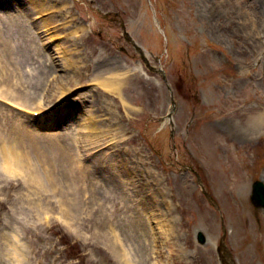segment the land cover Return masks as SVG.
I'll return each mask as SVG.
<instances>
[{
  "label": "rangeland",
  "instance_id": "rangeland-1",
  "mask_svg": "<svg viewBox=\"0 0 264 264\" xmlns=\"http://www.w3.org/2000/svg\"><path fill=\"white\" fill-rule=\"evenodd\" d=\"M12 1L0 0V27L16 44L13 58L23 78L15 76L13 83L22 84L28 69L31 94L42 97L45 115L57 113L60 86L66 85L70 104L80 101L101 116L98 133L82 129L79 111L57 116L54 128L45 116L32 118L39 128L50 126L46 133L69 135L62 140L71 151L68 160L80 171L87 165L80 178L87 190L94 188L91 201L98 204L79 215L81 229L72 231L65 215L37 213L18 200L25 184L10 188L12 196H0V264L16 263L10 242L15 233L22 264H127L126 252L129 264H224L223 235L234 264H264V209L250 201L252 183H264V123L248 126L251 115L264 114V0H51L61 7L53 22L70 23L67 35L48 41L44 30L29 26L39 19L13 8ZM120 20L165 80L124 39ZM64 39L73 45L69 54L81 69L77 74L59 68L60 58L50 51ZM108 62L113 69L143 68L121 87L125 105L91 80ZM38 72L44 86L36 96ZM0 78L7 80L5 73ZM79 89L85 92L80 97ZM25 91L15 87L13 93L28 99ZM0 106L14 115L10 120L28 117L1 101ZM55 178L62 180L57 173ZM123 179L129 186L118 184ZM154 200L168 224L162 232L147 215ZM110 227L123 246L114 252Z\"/></svg>",
  "mask_w": 264,
  "mask_h": 264
},
{
  "label": "bare ground",
  "instance_id": "bare-ground-1",
  "mask_svg": "<svg viewBox=\"0 0 264 264\" xmlns=\"http://www.w3.org/2000/svg\"><path fill=\"white\" fill-rule=\"evenodd\" d=\"M11 4L13 5V8H16L17 10L28 9L27 11H30V13L32 12L30 15H33L35 20L39 19L36 23L31 21L29 26L32 28L34 27L37 30H44V34L46 35L44 41H48V39L64 34L65 28L70 23L68 21L65 23L53 22L55 18L53 15L55 9H60L61 7H56L54 4L52 5L51 0H23L19 3H16V0H13ZM249 19L254 21L250 16ZM76 32L77 29H73L69 33L74 36ZM65 34L67 35V33ZM81 39L82 37H80V40ZM72 46V44H66V39L62 41L59 40L52 46L50 51L54 52L57 57L60 58L59 60L60 63H62V66L59 68H63L65 71L72 70L74 74H77L81 69L76 63V59L72 57V54H69V52L72 51ZM15 47L16 44L14 40L7 36L4 30L0 27V77L3 73H5L7 77V80L5 81L0 78V99L21 106L23 108V110L21 109L22 113L24 110L35 111L34 109H37L42 105V97H34L31 94L30 85H28L27 81L29 78L27 77L28 73H25V78L22 81V84L13 83V78L15 76L21 77V79L23 78L22 72H20L19 62L13 58ZM40 51L43 53L46 52L41 48ZM32 64L39 65L38 62ZM105 65L101 71L93 75L91 80L93 84L101 88L103 92H110L119 97L121 104L125 105L126 102L121 96V87L130 74H132V71H143V68L138 67V69H129L124 67L113 69L109 68V62ZM83 69L84 72L86 68L84 67ZM25 71L28 72V69ZM30 75L32 77V73ZM39 77L40 75L38 72V77L36 79L33 78L36 81V96H39L44 86L43 80ZM83 77L86 76L84 75ZM52 79L59 82L58 75H54ZM88 80L89 78L87 81ZM10 81L12 82V85H9ZM15 87H26L25 93L28 99H23V94L16 97L13 93ZM69 90L70 88L66 85L60 86L59 99L61 102L59 103L57 113H48L49 118L47 120H49V125L54 128L53 121L57 116H64L68 112L72 115V113L79 111L83 116V119L81 120L83 123H80L82 129L98 133L99 120H101L100 114L96 115V111H94L91 106L80 105V101H72L70 104V102L66 100V94ZM82 90L83 89H79L76 92L78 97L85 93L82 92ZM28 91L30 92V95L27 93ZM88 91L90 92V90H87L86 92ZM64 98L65 100H63ZM2 111V107L0 106V164H2V166H0V196L4 199L7 196H12L13 193L10 188L25 184V191H22L21 194L17 196L18 200L24 201V204L29 207L36 208L37 213H49L52 212L51 210H56L67 217L65 223L69 227H72L68 228L69 230H80L81 228L76 225L79 215L95 210L94 205L98 204V202L95 203L94 201H91L92 194H94V188L89 186L87 190V181L80 178L86 177L85 166L87 165H84L83 171H80V168L74 165V162L71 163V159L70 162L68 160L71 151L67 143L64 142L63 144L62 140L67 139L69 135L64 132L46 133L50 128L49 125L39 128L35 124V119L25 117L21 114H17L16 118L10 120L14 115L4 114ZM67 121L68 120H63V124ZM263 123L264 114L251 115L248 126L250 127V130L259 129ZM60 166L64 167L60 169ZM57 168L58 170L55 172V169ZM127 169L128 168H126V170ZM55 173H57V175L59 174L62 180L57 181ZM95 184L96 182L93 179V186ZM118 184L123 185V187H125V185L129 186V183H127L125 179H123L122 182H118ZM111 190H116V188ZM13 201H16V197L13 198ZM154 202V205L151 206L152 211L149 209V214L147 215L152 224H155L156 219L157 225L155 224V226H157L158 231L162 232L163 225L165 227L168 226V224L167 222L163 224L164 219L162 218V215L158 216L156 201L154 200ZM89 204H91V206ZM115 206L116 204L114 207ZM12 208H15L14 204ZM21 208H24V206H21ZM27 210L30 211V209ZM45 225H47V223L44 224V226ZM110 231L111 250L114 252L117 247L122 248L123 246L117 229L110 227ZM171 231L172 228L170 226V232ZM16 240H18L17 233L11 234L10 242L15 255H17L16 263L14 264H22V261L18 260L21 254L17 249L20 245L15 244ZM127 254L128 253L126 252V262L129 264L130 258ZM224 261L225 264H228L229 258L224 256Z\"/></svg>",
  "mask_w": 264,
  "mask_h": 264
},
{
  "label": "water",
  "instance_id": "water-1",
  "mask_svg": "<svg viewBox=\"0 0 264 264\" xmlns=\"http://www.w3.org/2000/svg\"><path fill=\"white\" fill-rule=\"evenodd\" d=\"M252 189H253L252 197H251L252 203L254 204L255 207L264 208V184L261 181H255L252 185ZM197 239L198 242L201 244L205 242V237L201 232L198 233ZM221 247L224 248L223 242H221Z\"/></svg>",
  "mask_w": 264,
  "mask_h": 264
},
{
  "label": "snow or ice",
  "instance_id": "snow-or-ice-1",
  "mask_svg": "<svg viewBox=\"0 0 264 264\" xmlns=\"http://www.w3.org/2000/svg\"><path fill=\"white\" fill-rule=\"evenodd\" d=\"M0 166H2V164H0Z\"/></svg>",
  "mask_w": 264,
  "mask_h": 264
}]
</instances>
